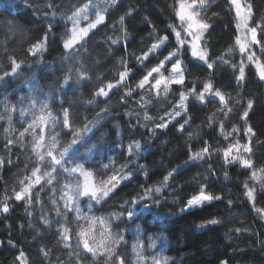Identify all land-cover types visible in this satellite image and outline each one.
<instances>
[{
	"label": "trees",
	"instance_id": "obj_1",
	"mask_svg": "<svg viewBox=\"0 0 264 264\" xmlns=\"http://www.w3.org/2000/svg\"><path fill=\"white\" fill-rule=\"evenodd\" d=\"M250 2L254 11L252 26L264 24V0ZM86 3L89 0H0V75L10 72V57L23 61L17 74L0 80V158L4 160L0 164V202L9 206L8 213L0 211V242H3L0 244V264H20L17 260L20 251L25 254L26 264H76L73 253L75 237L73 247L65 248L58 242L57 225L45 226L41 221L42 215L48 216L50 221L59 219L51 211L53 193L49 189L52 186L45 184L44 190L39 192L41 203L34 204L27 211L26 202L14 197V191L20 188L19 181L30 175L31 162L36 159L29 149L17 142L19 132L32 121L33 112L39 113V104L32 107L33 99L46 103L56 117H62V108H69L74 127L92 122L91 130L83 134L82 143L86 147L81 146L75 155L70 150L69 155L73 161L91 170L97 179L104 174L103 166L113 163L116 166L127 164L133 173L130 181L123 182L100 203L91 202L89 207L88 199L81 198L82 215L104 219V224H90L83 219L77 222L75 214L69 212L73 229L77 223L91 226L98 237L106 228L113 233L122 232L124 240L118 251L127 264H153V261L160 264L165 261L166 264H221L222 261L227 264H264V214L256 211L264 209V187L259 181L249 179L251 170L240 163H226L223 157L230 144L239 140L243 145L248 141L244 134L246 125L240 116L247 100L251 99L254 105L249 111L247 124L253 128L255 136L251 140L250 158L255 169L264 167V81L259 79L255 64L246 63L244 82L240 85L236 82L230 65L238 63L241 55L235 46L238 33L229 0H209L206 7L198 9L199 18L210 25L205 33L210 60L223 54L229 63L217 61L214 69L209 71L202 61L191 57L187 46L182 60L186 68L183 90L192 88L195 82L199 91L203 81L211 79L225 95L227 107L232 111L225 116L220 111L224 106L218 98L215 103L201 104L195 97H189L187 114L182 113L174 119L170 114L178 110L175 105L181 86L170 85L166 94L161 86L157 94L156 90L147 92L136 85L148 69L177 47L169 25H175L180 31V20L176 16L178 0H116L114 4L111 0H91L95 10L105 16L104 22L90 30L73 49H64L63 41L70 36L72 28L68 17ZM129 9L132 14L125 15ZM87 15L88 19L80 28L95 21L93 8ZM121 16H125L123 27L128 32L126 49L125 37L120 31ZM49 21L54 26L53 35L45 50L32 55L28 49L43 35ZM153 28L156 35L168 36L167 46L140 65L134 57L154 42ZM108 38L120 42L113 45ZM259 38L264 41V33ZM230 47L233 49L231 53L228 52ZM253 51L264 61L258 46L253 45ZM121 57L126 58L134 74L125 85L114 88L108 97H94L95 102L89 104L102 82L119 79L118 73L123 71ZM80 69L86 70L89 78H78ZM163 75L167 78L169 72L164 71ZM66 76L71 77V90L62 87ZM129 87L135 90L131 96H125ZM11 106L16 110L11 111ZM106 106L108 111L101 112ZM21 110L26 115H21ZM97 113H100L99 117ZM161 118L169 121L166 128L155 127L161 123ZM185 119L189 123L181 132L179 124ZM221 122L224 134L220 130ZM234 126L237 132H232ZM229 132L232 135L226 139ZM54 134H58L61 145L72 139V133L59 120L45 131L48 139ZM9 139L14 141L12 145H7ZM23 139L25 145L30 144V136ZM133 141L141 143V150L138 153L133 150L130 154L128 148ZM205 141L210 145L211 155L184 165L189 158V147L194 153L204 147ZM88 148L93 151L88 152ZM243 155L248 158L247 153ZM49 161L50 158H46L45 163ZM141 165L145 167L141 169ZM173 169H177L176 173L162 183ZM56 176L59 182L54 185L56 188L69 179L62 170ZM71 179L74 183L83 177L77 175ZM245 182L249 187L255 186V208L245 195ZM201 185L207 186V193L219 195L222 199L185 209L188 199L199 193ZM147 187L161 188L159 193L153 191L145 201L152 205L150 211H141L134 221L126 216L112 215L123 212L127 207L123 205L124 200L143 194ZM39 188L37 185L33 189L34 197ZM56 195L58 198L59 193ZM154 200H159V204H153ZM228 201H232L231 205ZM28 212L32 214L28 215ZM213 219L218 223H208ZM137 245L141 247L137 249ZM42 249L48 254L45 255ZM137 251L142 258L138 259ZM81 264H103V258L88 254Z\"/></svg>",
	"mask_w": 264,
	"mask_h": 264
},
{
	"label": "snow or ice",
	"instance_id": "obj_2",
	"mask_svg": "<svg viewBox=\"0 0 264 264\" xmlns=\"http://www.w3.org/2000/svg\"><path fill=\"white\" fill-rule=\"evenodd\" d=\"M114 4L116 0H111ZM209 3V0H178L179 7L176 9V16L180 20V31H177L175 25H169V28L172 29V32L175 34L177 47L172 51H169L163 59L159 60V63L150 69L147 70L146 74L137 82L136 88L143 89L147 92L156 90L159 94L161 86H163V92L166 94L169 91V86L172 84L181 86L179 100L175 105V108L178 109L170 114L171 118L187 114V102L189 97H195V99L201 104L205 103H215L217 98L219 102L224 106L220 111L224 112V115L227 116L228 113L232 111L230 107H227V99L225 95L216 88L211 81V79H205L203 81V87L197 91L195 87V82H193V87L187 90H183L185 85V71L182 55L185 46L190 53L191 57L202 61L206 65L209 71L214 69L217 61L221 63L228 64L229 61L224 59L223 54L219 57H216L215 60H210L208 50H207V41L205 40V33L208 31L210 25L199 18L198 9L206 7ZM230 9L235 13L236 19V30L237 36L235 37V46L238 47L241 59L238 63H232L230 66L235 72V79L238 85L242 84L245 80V67L246 63L255 64L258 72L259 79L264 81V61H261L260 58L253 51V45L259 47L261 55H264V41L259 38L261 33H264V24L255 23V26H252L251 22L254 21V11L253 5L250 0H229ZM90 8H93V14L96 19L94 22H90L88 27L80 28L79 21L81 18L88 19V11ZM132 9H129L125 15H131ZM55 13H53V16ZM215 15V13L213 14ZM68 20L72 22V28L70 29V36L63 41L64 49H73L85 36L88 35V32L91 29L97 27V25L102 24L105 20V16L101 14L99 10H95V6L89 3L82 5L81 7L75 9L71 16L68 17ZM125 16L120 17L121 29L125 37V49H126V38L128 35L127 29L123 27ZM53 24L51 21L48 22L47 28L44 31L43 35L37 39L28 49L32 55H36L38 52L45 50L47 44L50 41V37L53 35ZM156 29L153 28L152 35L154 42L141 52L139 56H135V60L138 64L143 65L145 61L149 59L150 56L157 55L158 52L167 46L168 36H159L156 35ZM182 33L184 35L182 36ZM243 33V34H241ZM191 38V39H189ZM111 44L115 45L120 42L118 39L108 38ZM233 49L230 47L228 52L231 53ZM10 63V72H4L3 75H0V80L9 75L17 74L18 70L21 68L23 61H17L14 57L9 58ZM123 71L118 73L119 79L115 82L108 81L107 83H101L96 91L92 94L93 98H90L88 103H94V97H108L109 93L118 86H123L126 84L127 79L134 74L132 67L127 64L125 57H121L120 60ZM170 65V68L167 67ZM168 71L169 76L164 77L163 72ZM155 74V75H154ZM89 78L87 71L84 69L78 70V78ZM71 77L66 76L63 80V86H66L71 90ZM135 89L129 87L125 93V96H131L132 92ZM124 99V97H121ZM32 107L35 108L39 104V113L33 112V119L30 123L27 124V127L23 128L19 132V140L17 141L21 147H25L30 150V152L35 156V161H32V167L30 170V175L25 176L24 179L19 181V191H14V197L17 201L26 202V211L28 208L32 207L34 204L41 203L39 192L44 190V185L52 186L49 191L53 193L51 198V203L53 208L51 211H54L55 215L59 218L56 221H50L49 217L46 215L41 216L42 224L45 226H50L51 223L57 225L56 235L59 238L60 243L64 245L65 248H72V240L75 237L76 245L73 249V253L76 256V264H81V261L86 259L88 254L93 258L101 257L103 258V264H127V261L124 256L120 254L118 248L121 242L124 240V235L122 232L117 231L113 233L110 228H106L104 233H101L99 237L95 233V229L91 226L85 227L77 223L76 229L71 227V221L68 218V213L73 212L75 214L76 221L81 219L89 221L90 224L101 223L104 224V219L97 220L94 217H88L82 215V209L80 208V200L83 197H86L90 202L100 203L102 200L110 197V194H113L116 189L125 181H130L132 179L133 173L128 169L127 164H122L116 166L114 163L112 165H104V174L97 179L94 173L91 170L85 169L82 164L76 163L72 160V157L69 155L70 150H72L73 155L79 151L81 146L86 145L82 143L83 134L91 130L90 125L92 122H87L82 124L79 127H74V121L71 119L70 109L62 108V117H56L52 114V111L49 109L46 103L39 102L35 99L31 101ZM254 101L249 99L247 100L246 108L242 112L240 119L245 122L244 134L248 137V141L245 144H240L239 140L235 144H230L229 147L224 150L223 157L226 163H240L242 167L251 170L249 179L252 181H259L260 186L264 187V167L260 169H255L254 162L250 158L252 152L251 140L255 136L253 128L247 124L249 117V111L253 109ZM224 108H227V111H224ZM15 107L11 106V111H15ZM108 107L101 109V112H107ZM21 115H26V113L21 110ZM100 116V113H97V117ZM146 119L150 117L146 116ZM211 117L209 120L211 121ZM62 124L63 127L68 128L72 133V139L70 142H67L63 145L60 144L58 140V134L51 135L50 139L46 138L45 131L48 127L54 126L57 122ZM10 122V120H9ZM169 121H164L161 118V123L155 125L156 128H166ZM189 123L188 119L184 120L183 124H179V131L183 132L186 124ZM211 126V124H210ZM220 130L223 133V122L220 123ZM39 129V132H37ZM7 131V129H6ZM150 131H152L150 129ZM238 129L234 126L232 132H237ZM232 132H229L225 135L227 139L228 136L232 135ZM26 136H30V144L25 145L24 139ZM191 139V136L189 137ZM14 141L9 139L7 145H12ZM6 145V147H7ZM95 146H93L94 148ZM93 148H88V152H92ZM233 149L235 153L233 154ZM135 150L137 153L141 150V143L139 141H133L129 145L128 151L131 154ZM189 158L184 162V165H188L191 162H194L198 159H204L206 156H210V145L208 141H205L204 147L196 152L191 151L189 147ZM244 153L248 154V158H245ZM46 158H50L48 163H45ZM4 160L0 158V164H3ZM11 163V160L8 161ZM141 169L145 166L141 165ZM178 168L181 166H177ZM111 168L109 172L108 169ZM25 169L28 170V165H25ZM63 171L68 174L69 179L61 185L59 188H56L54 185L59 183L57 180L56 174L59 171ZM177 169L170 171L165 177L162 183H166L169 177L173 176L176 173ZM83 177L82 180L76 179L75 182H72V177L75 176ZM226 175V174H225ZM39 185V190L33 194V189ZM206 185H201L200 191L198 194L193 195L188 199L186 203V208L195 207L203 205L205 202L212 200L222 199L219 195H213L206 192ZM245 195L252 202L253 207L255 208V186L249 187L248 183L245 182ZM155 191L159 193L161 191L160 187H147L144 189L143 194L132 196L128 200H124L123 205L127 207L124 208L123 212L113 213L112 215L120 217L126 216L128 220L134 221V218L141 211L148 210L150 211L152 205L145 203L147 199L150 198L151 193ZM59 193L57 198L56 193ZM8 198L5 197V200ZM232 201H228V204L231 205ZM153 204L158 205L159 200H154ZM62 205V206H61ZM139 206V207H138ZM0 211L3 213L9 212V206L6 202H0ZM258 214H264V209H256ZM31 212H28V215H31ZM111 217H109L110 219ZM208 223L215 224L218 223L217 220L213 219L208 221ZM239 231V229H237ZM3 242H0L2 244ZM9 244L12 241H8ZM141 246L137 245V249ZM44 254L47 255V251L42 249ZM138 259L142 258V254L137 251ZM17 260L20 261V264H26V257L23 251L19 252ZM153 264H160L159 261H153ZM166 264V261L164 262ZM221 264H227L226 261H222Z\"/></svg>",
	"mask_w": 264,
	"mask_h": 264
},
{
	"label": "rangeland",
	"instance_id": "obj_3",
	"mask_svg": "<svg viewBox=\"0 0 264 264\" xmlns=\"http://www.w3.org/2000/svg\"><path fill=\"white\" fill-rule=\"evenodd\" d=\"M86 19H83V18H81L80 19V21H79V26L82 24V22H84ZM71 26H72V22H71ZM86 27H88V25L86 26ZM85 27V28H86ZM92 30V29H91ZM233 154H236L235 153V149H233ZM229 164H238V163H229ZM206 203V202H205ZM201 206V205H200ZM196 207H199V206H195V207H188V208H185V209H193V208H196Z\"/></svg>",
	"mask_w": 264,
	"mask_h": 264
}]
</instances>
